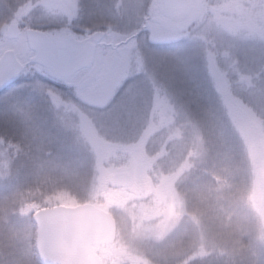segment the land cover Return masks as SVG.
Masks as SVG:
<instances>
[{
  "label": "rangeland",
  "instance_id": "obj_1",
  "mask_svg": "<svg viewBox=\"0 0 264 264\" xmlns=\"http://www.w3.org/2000/svg\"><path fill=\"white\" fill-rule=\"evenodd\" d=\"M185 1L0 0V57L23 63L0 94V264H41L33 214L83 203L116 218L104 264H264V0ZM29 29L104 39L61 79Z\"/></svg>",
  "mask_w": 264,
  "mask_h": 264
},
{
  "label": "water",
  "instance_id": "obj_2",
  "mask_svg": "<svg viewBox=\"0 0 264 264\" xmlns=\"http://www.w3.org/2000/svg\"><path fill=\"white\" fill-rule=\"evenodd\" d=\"M162 10L175 18H184L188 13L185 0H162ZM8 39L20 36L19 28L12 24L7 28ZM28 45L35 51L31 59L55 74L69 77L93 63L94 42L103 38L100 32L92 36L83 50L72 56L75 51L70 41L63 48L52 43L43 32L30 29L26 32ZM22 64L13 50L6 51L0 59V93L17 81ZM133 185L131 175L124 171L114 173L110 178L113 188H129ZM33 220L36 224V249L43 264H103L93 250V246L111 244L116 238V223L111 214L84 204L76 207L56 206L37 211Z\"/></svg>",
  "mask_w": 264,
  "mask_h": 264
},
{
  "label": "trees",
  "instance_id": "obj_3",
  "mask_svg": "<svg viewBox=\"0 0 264 264\" xmlns=\"http://www.w3.org/2000/svg\"><path fill=\"white\" fill-rule=\"evenodd\" d=\"M83 1H84V0H83ZM87 1H88V0H85V4H87ZM87 7H88V6H87ZM88 8H89V7H88ZM0 196H1V195H0ZM107 210H108V209H107ZM0 254H1V252H0ZM169 264H170V263H169ZM175 264H181V263H180V261L177 260V262H176Z\"/></svg>",
  "mask_w": 264,
  "mask_h": 264
},
{
  "label": "clouds",
  "instance_id": "obj_4",
  "mask_svg": "<svg viewBox=\"0 0 264 264\" xmlns=\"http://www.w3.org/2000/svg\"><path fill=\"white\" fill-rule=\"evenodd\" d=\"M100 244H101V246H103V244H104V241H103V240H101V241H100Z\"/></svg>",
  "mask_w": 264,
  "mask_h": 264
}]
</instances>
